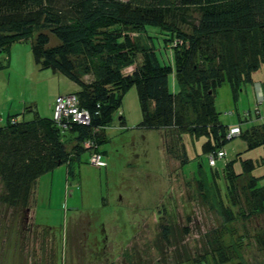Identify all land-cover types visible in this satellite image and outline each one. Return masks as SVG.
<instances>
[{
	"label": "trees",
	"instance_id": "16d2710c",
	"mask_svg": "<svg viewBox=\"0 0 264 264\" xmlns=\"http://www.w3.org/2000/svg\"><path fill=\"white\" fill-rule=\"evenodd\" d=\"M148 26L157 29L170 49L171 65L158 61ZM28 40L40 69L77 85L73 94L90 121L62 126L31 106L24 107V112H33L30 120L6 116L0 126V204L7 208L29 212L37 179L63 164L71 175L73 161L83 152H89L88 162L105 166L100 145L107 141L105 130L131 87L141 112L137 126L162 130L165 142L170 137L169 152L183 150L181 164L189 161L184 135L192 143L203 139L201 155L207 157L216 156L235 137H228L231 128L238 129L236 136L246 142L247 150L264 147V121L244 130L223 125L214 106L224 81L236 100L241 87L252 83V73L264 66V0H0V55L9 53L13 43ZM2 68L7 65L0 63ZM172 73L176 82L170 90ZM255 115L260 116L258 109ZM66 131L70 150L62 139ZM94 154L104 165L91 161ZM236 159L239 154L224 165L223 192L212 168L208 178L199 164L194 177L204 199L211 201L212 191L211 203L223 221V229L212 232L211 241L219 249L203 264H246L242 256L247 237L264 250V225L257 222L264 221V186L258 187L250 174L254 161L242 160V171L235 173ZM161 223L166 235L169 226ZM235 230H241L240 241Z\"/></svg>",
	"mask_w": 264,
	"mask_h": 264
},
{
	"label": "rangeland",
	"instance_id": "374dc122",
	"mask_svg": "<svg viewBox=\"0 0 264 264\" xmlns=\"http://www.w3.org/2000/svg\"><path fill=\"white\" fill-rule=\"evenodd\" d=\"M146 32L154 36L158 61L171 65V51L163 45L157 29L148 26ZM52 41L55 42L54 38ZM0 63L7 65L0 70V126L9 114L19 120L32 119L33 112H24L25 106H31L41 116H50L53 92L67 94L78 89L65 76L40 69L34 62L29 40L13 43L9 53L0 55ZM131 69L126 68L123 73ZM175 82L172 73L170 90ZM214 106L223 125H240L244 130L261 124L264 121V66L252 73V83L241 87L236 100L232 98L228 82L224 81L216 91ZM257 109L259 117L255 115ZM140 120L136 90L131 87L105 130L107 141L100 145L105 166L88 162L90 154L83 152L79 160L73 161L71 175L63 164L37 179L29 212L0 204V264H203L205 260L210 261V252L219 249L211 241L212 232L223 229V221L211 203L212 191L208 195L211 201H207L198 189L194 177L199 164L208 178L211 168L218 172L216 182L222 191L224 165L239 154L240 159L233 162L234 172L242 171V160L251 159L255 167L250 174L257 178L258 187L264 186V163H260L264 147L247 150L246 142L235 134L222 148L224 157L210 167L207 156L201 155L203 139L192 143L184 135L182 143L189 161L181 164L183 150L169 152L166 143L169 144L170 137L165 142L162 130L138 127ZM70 137L68 131L62 137L67 141L68 150L72 145ZM241 201L242 209H247L243 197ZM160 222L169 226L166 235L162 234ZM257 222L264 225L260 219ZM235 232V239L240 241L241 230ZM244 245L247 251L242 261L264 264V250L259 251L248 237Z\"/></svg>",
	"mask_w": 264,
	"mask_h": 264
},
{
	"label": "built area",
	"instance_id": "2783aa9c",
	"mask_svg": "<svg viewBox=\"0 0 264 264\" xmlns=\"http://www.w3.org/2000/svg\"><path fill=\"white\" fill-rule=\"evenodd\" d=\"M72 99L75 100V97H72ZM53 112L54 115H52V118L57 123H62L61 124L62 126H65V123L68 122L75 123L78 125H87L90 121L89 113L86 110L79 108L78 102L73 104L70 110H67L64 98H59V97L55 98L53 104ZM63 121L65 122L63 123ZM238 132L239 131L237 128H231L229 130L228 137L238 134ZM224 155L225 153L223 150H220L216 154V156L208 155L207 157L208 165L214 166L216 164V160L223 158ZM91 161L98 166L104 165L103 161L100 159V156L97 154L92 155Z\"/></svg>",
	"mask_w": 264,
	"mask_h": 264
},
{
	"label": "bare ground",
	"instance_id": "6f19581e",
	"mask_svg": "<svg viewBox=\"0 0 264 264\" xmlns=\"http://www.w3.org/2000/svg\"><path fill=\"white\" fill-rule=\"evenodd\" d=\"M73 93L74 92L57 96L59 98L65 99V104H66L67 110H70L72 108L73 104L78 102V99L76 98L75 94H73ZM72 97H75V100H73ZM52 115H54V112H52Z\"/></svg>",
	"mask_w": 264,
	"mask_h": 264
},
{
	"label": "crops",
	"instance_id": "0c3cea01",
	"mask_svg": "<svg viewBox=\"0 0 264 264\" xmlns=\"http://www.w3.org/2000/svg\"><path fill=\"white\" fill-rule=\"evenodd\" d=\"M75 91V90H74ZM52 97H51V101H52V104H53V102H54V99L57 97V96H59V95H63V94H59L58 92H53L52 94ZM53 112V111H52ZM46 115H48V114H46ZM47 117H52V115H48Z\"/></svg>",
	"mask_w": 264,
	"mask_h": 264
}]
</instances>
